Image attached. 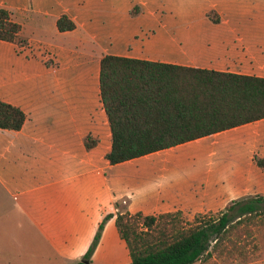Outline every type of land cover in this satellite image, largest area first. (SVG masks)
<instances>
[{
    "label": "crops",
    "instance_id": "crops-1",
    "mask_svg": "<svg viewBox=\"0 0 264 264\" xmlns=\"http://www.w3.org/2000/svg\"><path fill=\"white\" fill-rule=\"evenodd\" d=\"M0 7L28 14L17 22L33 49L28 55L0 40V100L27 114L21 129L0 128V184L17 196L14 204L24 217L27 199L51 206L30 227L52 255L37 247L34 262L55 258L54 252L62 264L113 258L103 238L123 211L120 202L130 213L181 210L192 217L220 211L234 197L264 195V168L253 160L264 156V118L111 164V130L99 88L105 54L264 78V0H0ZM61 15L76 27L59 31ZM42 51L52 64L44 63ZM87 136L96 141L90 148ZM204 141L222 166L202 167L191 178L161 155ZM12 236L3 250L8 264H17L26 236L21 230ZM123 257V264L130 262L129 253ZM250 264H264V256Z\"/></svg>",
    "mask_w": 264,
    "mask_h": 264
},
{
    "label": "trees",
    "instance_id": "trees-1",
    "mask_svg": "<svg viewBox=\"0 0 264 264\" xmlns=\"http://www.w3.org/2000/svg\"><path fill=\"white\" fill-rule=\"evenodd\" d=\"M12 14L0 7V40L25 45L27 38ZM208 16L219 19L214 12ZM56 26L68 31L76 24L61 15ZM99 88L111 130L106 154L111 164L264 118L263 77L105 54L100 60ZM25 120L21 108L0 100L1 129L19 130ZM95 142L91 136L85 138L87 148ZM253 160L264 168V156L254 155ZM262 215L264 195L254 194L191 218L181 210L156 215L118 211L115 225L130 256L127 264H195L213 254L241 258L243 263L258 248L255 220ZM103 223L85 260L99 240Z\"/></svg>",
    "mask_w": 264,
    "mask_h": 264
},
{
    "label": "rangeland",
    "instance_id": "rangeland-1",
    "mask_svg": "<svg viewBox=\"0 0 264 264\" xmlns=\"http://www.w3.org/2000/svg\"><path fill=\"white\" fill-rule=\"evenodd\" d=\"M26 13H13L12 17L16 21H21L22 17L27 16ZM28 30V29H27ZM50 38V35H47ZM28 41V40H27ZM28 44V43H27ZM25 45H18L19 51L26 52L28 55L33 53V49L30 46ZM42 59L46 65H50L53 63V59L49 53L46 51H42ZM25 112V111H24ZM27 119V114H26ZM25 123V122H24ZM93 139V138H92ZM200 143V144H199ZM192 145L182 146L181 148H176L175 150H166V152H163L161 155L165 156V161L167 164H170V166L175 167L176 169H182L186 172L184 173L187 177L191 178L192 175L196 176L199 172L198 169L204 167L207 168V166H213L215 162L218 163V167L222 166V162H220V156H215L214 154H209L208 150L209 147L207 145V142H199ZM201 149H204L201 151ZM220 162V163H219ZM194 167V168H193ZM250 195V194H249ZM254 195V194H253ZM244 196V195H243ZM241 196L234 197L232 199H240ZM17 199L16 195H9L5 189L0 184V264H8L10 260H8V253H5L3 249L6 248V246L9 244V242H12V240L16 237H13L12 235L17 233L19 230L24 233L26 237H22V243L24 244L21 246L26 251L17 253L19 257L17 258V264H44L43 262L47 261V264H62L61 260L56 258L57 253L54 252V257L52 259H46L43 260L41 258H38L36 262H34V256L38 254L37 247L41 248L43 254H47L49 256L52 255V252H45L47 246L48 249L51 250L49 247V244L47 241H45L42 237H35L34 230L35 228L30 227V223L33 222L34 224L38 223V220H36L35 215H41L42 213H45L48 211L49 208H51L50 205L47 203H32L29 199L26 200L25 203H21L23 208L25 209V212L27 213V216L24 217L22 213L19 212L17 207L15 206V200ZM21 200V199H19ZM230 202V201H229ZM228 204V203H227ZM119 210H124L125 203L120 202L118 204ZM42 208H45L44 211H42ZM50 213V212H48ZM186 216V215H185ZM27 217L31 218V221L28 220ZM188 218H191L189 216H186ZM20 221V224L18 222ZM255 243L257 244V249L254 251V253H250L249 260L247 262L240 263L241 258H231L226 256H217L216 254H213L211 258H203L200 261H197L195 264H250L251 262L255 260H259L264 256V215L259 216L255 220ZM21 225V226H20ZM26 233H28L31 236H27ZM25 239H28L27 241H24ZM103 243L109 244L108 246L113 249V258H108L106 261L102 260H93L89 264H123V254L127 253V250L124 246V242L119 238L118 233L116 231L114 223L108 224V226L104 230V238ZM34 245V249L37 251L35 252L34 249L28 250L30 245ZM54 244V242L52 243ZM52 251V250H51ZM35 254V255H34ZM29 257H32V261H29ZM78 261H81L78 260ZM75 261V262H78Z\"/></svg>",
    "mask_w": 264,
    "mask_h": 264
}]
</instances>
